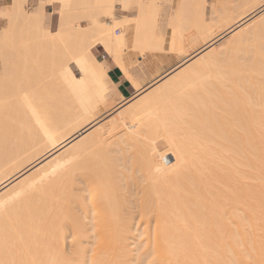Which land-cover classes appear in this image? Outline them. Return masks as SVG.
I'll list each match as a JSON object with an SVG mask.
<instances>
[{
	"label": "bare ground",
	"instance_id": "6f19581e",
	"mask_svg": "<svg viewBox=\"0 0 264 264\" xmlns=\"http://www.w3.org/2000/svg\"><path fill=\"white\" fill-rule=\"evenodd\" d=\"M25 1L4 7L15 27L0 34L7 47L16 33L39 47L91 33L101 43L53 68L64 77H48L55 94H44L47 79L42 94L37 82L0 94L17 105L0 103L11 110L0 113V264H264V0H41L31 13ZM185 1L199 14L185 21L201 37L190 49ZM131 4L136 22L117 18ZM255 39L260 49L247 51ZM167 42L182 60L145 82L126 52L161 55ZM100 53L109 61L92 73ZM116 65L132 84L127 99L109 74Z\"/></svg>",
	"mask_w": 264,
	"mask_h": 264
},
{
	"label": "rangeland",
	"instance_id": "374dc122",
	"mask_svg": "<svg viewBox=\"0 0 264 264\" xmlns=\"http://www.w3.org/2000/svg\"><path fill=\"white\" fill-rule=\"evenodd\" d=\"M39 1H41V0H27V1H25L24 3H23V5H24V10H26V13H31V11H33V9L36 7V5H38L40 2ZM179 1V0H175L174 1V4H173V7H176L177 6V2ZM187 1V0H186ZM185 1V2H186ZM250 1V0H249ZM248 1V2H249ZM255 1H257V0H255ZM155 2L156 3H154V5H156L157 4V2L158 3H161L162 2V0H155ZM188 2H192L191 0H189ZM6 3H7V0H0V34L3 32V31H5V30H7L8 31V29H9V27H11V26H9L10 25V21H11V19L12 18H10V15H9V18L6 16V11H5V13H4V10H5V8L4 7H6L5 5H6ZM177 3V4H176ZM193 5H195V2L193 1ZM250 3V2H249ZM184 4V3H183ZM187 4V2L185 3V5ZM185 5H183V6H185ZM189 5H192V4H187V6L189 7ZM192 5V6H193ZM198 5V3H196V6ZM187 6L186 7H184L185 9L187 8ZM192 6H190L191 8H193ZM162 6H160V8H161ZM187 8V11H184V13L186 14L187 12H188V16L187 17H184V15H183V20H182V22L184 21H186V22H188L187 21V19L186 18H188V17H190L191 15H194L193 14V12H194V10H193V12H192V14L190 15V13H191V8ZM198 7H199V5H198ZM163 9L161 10V9H159V7H158V9L157 10H152V12L148 15V19L146 20L147 21V23L148 24H150L149 25V27H150V29H152L153 27H152V22L153 21H157V20H163V18L162 17H165V9H164V7H162ZM197 8V7H196ZM47 9V11L48 12H50V14H52V16H53V19H52V30L54 31L55 29L57 30L58 29V20H57V16H58V10L57 9H55V8H52V7H47L46 8ZM161 10V11H160ZM164 10V11H163ZM190 10V11H189ZM164 13H163V12ZM196 11V10H195ZM78 11H76V14L74 15V16H77V17H79L80 18V21H81V25L85 28V27H89V21L85 18H81L82 17V15L83 16H85L84 14H82L81 12H79V13H77ZM162 12V13H161ZM173 12H175V11H173ZM172 12V13H173ZM198 12H200V11H198ZM81 13V14H80ZM5 14V15H4ZM79 16H78V15ZM92 14H95L96 15V17L102 22V24H106V22H110L111 20H110V18L106 15V14H104V13H101V14H99V11H96V10H94V11H92ZM116 14H117V18H120V19H123L124 17H126V19L127 20H129V21H131V22H136V20L138 19V16H139V12H138V10L136 9V7H134V5H130V8L127 10V11H124L123 9H122V6L120 5H117L116 6ZM8 15V14H7ZM197 15H199V14H197ZM196 14L194 15V16H197ZM201 15V14H200ZM198 17V16H197ZM129 18V19H128ZM161 18V19H160ZM184 18L186 19V20H184ZM191 18V17H190ZM196 18V17H195ZM203 18H206V17H202V19ZM155 19H157V20H155ZM202 19L200 18V20L202 21ZM207 20H210L209 18H206ZM206 19H204L205 21L204 22H206L207 20ZM10 20V21H9ZM200 20L198 21V22H200ZM13 21V20H12ZM193 20H192V18L190 19V23L192 22ZM259 21V20H258ZM181 22V23H182ZM183 22V23H184ZM184 23L185 24V26H184V24L181 26V28L183 27V28H185V30H186V28H188V26H190V25H186L187 23ZM193 22H195V20L193 21ZM197 22V23H198ZM190 23H188V24H190ZM12 24V23H11ZM199 24V23H198ZM192 25H194V24H192ZM195 25H197L196 23H195ZM209 25H210V22H209ZM22 22L21 21H17L16 22V30L17 29H19V28H21L22 29ZM135 28H136V26H134V27H132V31H134L135 30ZM182 28V30H180L181 31V33H183V35L186 37H183L184 39H183V43H182V46H181V49H190L192 46H195L196 45V43H198V42H200L201 41V37L199 36H197V33L195 32L196 31V28L195 27H189L187 30L189 31H187L186 30V33H185V30ZM21 29H19V30H21ZM190 29V30H189ZM195 29V30H194ZM9 30H11L10 32H12V31H14L15 30V27H14V29H9ZM18 30V31H19ZM116 30H119V33L120 32H122V28L120 27V26H117L116 27V29H114V34L116 35V36H118V35H120V34H116ZM170 31V33H171V29H169ZM18 31H15V32H18ZM6 32V31H5ZM4 32V33H5ZM21 32V31H20ZM19 32V33H20ZM249 32H251V31H248L244 36H247V35H249ZM6 33H9V32H6ZM14 33V32H13ZM13 33H12V35H10V36H13ZM18 33V34H19ZM170 33L167 35V41L170 39ZM188 33V34H187ZM187 34V35H186ZM193 34H195V35H193ZM16 36V37H15ZM19 36V35H18ZM10 38V37H9ZM13 38H14V42H13V44L11 45V46H8L9 47V49H8V47H7V44H4V42H5V40H4V42L2 41V40H0V50H1V52L0 53H2V54H0V56L1 55H3L2 57H1V59H0V94H5V96H6V93H9L6 89H7V87H9L10 88V90H12V92H14L15 91V89L13 88V86L15 85V84H18V85H20L19 87H22V86H25V85H28L29 83V86L31 87L32 86V84H35L36 82V87L33 85V87H31V88H29L28 87V91L29 90H31L32 88H34L35 90L34 91H36L37 93H41L42 94V92L44 93V90L43 89H39V90H42V91H39L38 90V87L37 86H39L40 85V83H42V84H44L45 83V85H42L41 87H45V93L44 94H48V93H53V94H55V92L57 91L55 88H53L54 90L52 91L51 89H52V85H53V82L51 81V77H52V79H57L59 76H61V78H64L63 76H62V73L61 74H59V76L57 77L56 76V74L54 75V73H56L57 72V75H58V71H56L55 72V70L53 69V68H55V69H57L58 68V66L60 65V64H66V60L65 59H67L68 57H66V54L67 53H69V52H71V50H77V48H79V47H81V46H85V45H88L89 43H101L100 42V38H97L96 36H94V33H91L90 35H89V37H85L84 39L85 40H83L82 42L84 43V44H81V42L79 41V40H75L73 37L70 39V40H68V41H66L65 40V38H63V39H61L58 43H56V42H45L44 44H41L40 45V47L38 46V45H36V43L35 42H33V41H29V42H26V43H23V44H20L19 42H18V38L19 37H17V33H16V35L14 34V36H13ZM139 38H141V37H139ZM188 38V39H187ZM198 38V39H197ZM199 38H200V40H199ZM258 38V37H257ZM188 41V43H187V41ZM196 39V40H195ZM193 40V41H192ZM257 41V43H256V41ZM255 40H249V41H246L245 43H244V47L247 49V51H249V50H253L254 49V51L256 50L257 51V47H258V50L260 49V44L259 43H261V39L260 40H258V39H255ZM17 41V42H16ZM98 41V42H97ZM196 41V42H195ZM198 41V42H197ZM259 41V42H258ZM185 42V43H184ZM193 42V43H192ZM248 42V43H247ZM6 43V42H5ZM195 43V44H194ZM190 44V45H189ZM194 44V45H193ZM233 44H234V42H231V43H229L228 45H226V47L225 48H228V50H226L225 48H224V50H223V52L225 51L226 53H231L230 52V46H232L233 47ZM255 44V45H254ZM6 45V46H5ZM22 45H24L23 47H22ZM189 45V46H188ZM247 46V47H246ZM256 47V48H255ZM4 48H7V49H4ZM38 48L40 49V50H38ZM167 51H165L164 53H162L161 55H159V54H153V53H149V54H146L145 56H143L142 55V53L141 52H139V50H137V51H134V50H130V52L128 51V52H126V53H128V54H130V57H131V60H132V71L134 72V73H136L138 76H140V77H142V78H144V80H146L145 82H147V79H148V77H150L149 75H152L153 73H151V72H149V69H148V62H151V61H153V67L155 68V69H157V71H166V70H168V69H170V68H172V67H174L176 64H178L181 60H182V58H183V55H182V52H180L181 50H177V51H179V52H177L176 50H174V51H171V50H169L168 51V48H169V45H168V42H167ZM251 48H253V49H251ZM249 49V50H248ZM233 50V49H232ZM231 50V51H232ZM245 50V49H244ZM254 51H251L252 53L254 52ZM255 51V52H256ZM232 52H234V50L232 51ZM254 52V53H255ZM141 53V54H140ZM233 54H235V53H232V55ZM65 55V56H64ZM141 55V56H140ZM231 55V56H232ZM236 55V54H235ZM234 55V56H235ZM99 56H100V58L97 60V61H94V62H97V64H94L93 62H92V66H94L93 67V69H89L90 71H92V73H100L101 74V72L98 70V68H99V63L100 62H102V59L103 58H105L107 61H109V58L104 54V53H100L99 54ZM64 57H65V59H64ZM103 57V58H102ZM145 57V58H144ZM181 57V58H180ZM146 58H148V59H146ZM151 58V59H150ZM157 58V59H156ZM233 58V57H232ZM97 59V58H96ZM145 62V63H144ZM144 63V64H143ZM147 63V64H146ZM157 64V65H156ZM96 65V66H95ZM115 67H117L118 69H119V66H115ZM164 67V68H163ZM25 68V69H24ZM53 69V70H52ZM64 69V68H63ZM23 70H24V72H23ZM101 70V69H100ZM52 72H53V74H52ZM47 74L49 75L50 74V76H47ZM52 75V76H51ZM124 75V74H123ZM54 76V77H53ZM56 76V77H55ZM207 76H209V75H206V77ZM47 77V78H46ZM48 77H50V78H48ZM124 77L126 78V76L124 75ZM60 78V77H59ZM204 79H206L205 78V76L203 77ZM208 78V77H207ZM44 79H47V80H44ZM49 79H50V82H52V84H51V87L49 86L50 85V82H49ZM127 79V78H126ZM203 79V80H204ZM128 80V79H127ZM40 81V82H39ZM42 81H47V84H46V82H42ZM57 81H59V79H57ZM129 81V80H128ZM22 82H24V83H27L28 82V84H24V85H22L21 83ZM35 82V83H34ZM38 82H39V85H38ZM56 82V81H55ZM55 82H54V85H55ZM130 82V81H129ZM57 83V82H56ZM115 83V82H114ZM49 84V85H48ZM116 84V83H115ZM131 84V83H130ZM11 85H13V86H11ZM22 85V86H21ZM117 85V84H116ZM6 86V87H5ZM131 86H132V84H131ZM14 87H16V88H18V86L16 85V86H14ZM118 87V86H117ZM5 88V89H4ZM8 88V89H9ZM11 88H13V89H11ZM25 89L27 88V86L26 87H24ZM23 88V89H24ZM36 88H37V90H36ZM40 88V87H39ZM49 89V90H46V89ZM119 89V88H118ZM133 89V88H132ZM27 90V89H26ZM19 91V90H18ZM28 91H26V92H28ZM33 91V90H32ZM31 91V92H32ZM11 92V93H12ZM16 92V91H15ZM14 92V93H15ZM34 93V94H36L37 95V93ZM119 92H120V90H119ZM134 92V91H133ZM11 93H9V95H11ZM43 94V95H44ZM120 94H122L121 92H120ZM8 95V94H7ZM13 96L15 95V94H12ZM11 95V96H12ZM26 95H29L28 93H26ZM31 95H32V93H31ZM12 96V97H13ZM123 96V95H122ZM2 97V96H1ZM7 98H8V96H6ZM10 97V96H9ZM12 97L11 98H9V100L10 99H12ZM16 97V96H15ZM15 97H14V101H15ZM3 98H5V97H3ZM6 98V99H7ZM115 98H118V97H115ZM115 98H113V99H115ZM127 98H129V97H127ZM126 98V99H127ZM5 99V100H6ZM113 99H110V101L111 100H113ZM5 100H2V101H4V102H6ZM116 100V102L115 101H111L110 103L111 104H113L110 108H112L115 104H118L117 102H119L120 100L119 99H115ZM14 101L12 102L11 101V103H13L12 105H14L15 106V104H14ZM30 101V100H29ZM4 102H0L1 103V107H2V103H4ZM7 102H9V101H7ZM6 102V103H7ZM109 103V101L108 102H106V104H108V105H106L105 104V107H107L106 108V110H109L110 108H109V106L111 105ZM5 104V103H4ZM110 104V105H109ZM6 105H9V106H12L11 104H9V103H7ZM5 105V106H6ZM4 106V105H3ZM5 106H4V108H2V111H0V113H3V115L4 114H7L9 111L8 110H10L9 108L10 107H7L6 109H5ZM17 106V105H16ZM14 107V108H17V107ZM109 108V109H108ZM4 109V110H3ZM11 111V110H10ZM5 112V113H4ZM10 113V112H9ZM2 115V114H1ZM6 116L7 115H4V119H7L6 118ZM0 117H2V116H0ZM3 118V117H2ZM2 118H1V120H2ZM4 119H3V121H2V124H0L1 126L3 125V122H6V121H4ZM1 120H0V123H1ZM7 123V122H6ZM8 125V124H7ZM5 126H6V124H5ZM8 127V126H7ZM2 129H6V127H1ZM81 158H83V160L85 159L84 158V156L83 157H81ZM78 159H80V158H78ZM81 161H82V159H80ZM139 241V240H138ZM137 241V242H138ZM141 241V240H140ZM140 241H139V243H137V245H136V247L138 246L139 247V245L138 244H140Z\"/></svg>",
	"mask_w": 264,
	"mask_h": 264
},
{
	"label": "crops",
	"instance_id": "0c3cea01",
	"mask_svg": "<svg viewBox=\"0 0 264 264\" xmlns=\"http://www.w3.org/2000/svg\"><path fill=\"white\" fill-rule=\"evenodd\" d=\"M149 72L155 73L157 69H154L153 65L148 62ZM151 68V69H150ZM110 77L117 84L120 92L124 98L131 97L133 95V89L130 82L124 77L123 73L117 67L112 68L109 71Z\"/></svg>",
	"mask_w": 264,
	"mask_h": 264
}]
</instances>
